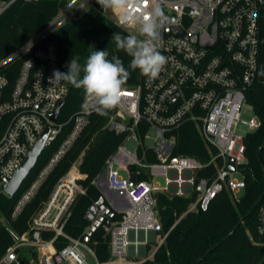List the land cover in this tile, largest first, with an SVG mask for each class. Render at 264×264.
I'll return each instance as SVG.
<instances>
[{"label": "built area", "instance_id": "built-area-1", "mask_svg": "<svg viewBox=\"0 0 264 264\" xmlns=\"http://www.w3.org/2000/svg\"><path fill=\"white\" fill-rule=\"evenodd\" d=\"M35 1L38 0H0V18L19 2ZM62 1L63 7L43 30L0 60V195H6L4 180L13 178L48 125L51 131L44 150L67 124L72 125L59 148L21 194L13 210L14 219L97 113L94 102L85 95L69 121L50 119L69 95L63 83H49L53 72L59 70L58 46L52 36L87 10L88 4L93 7L98 3ZM156 3L168 17L160 29L159 41V51L167 63L157 78L144 76L135 87H123L119 104L108 111L105 128L122 136V142L91 181L99 196L86 209L87 227L78 237L65 231L71 205L87 192L82 184L87 177L79 169L81 156L34 216L31 232L17 238L0 258V264H20L18 250L31 254V264H90L88 257L94 264H142L146 259L139 258L145 257L150 242L155 246L148 259L168 236L162 233L159 194L194 198L180 219L187 213L206 211L223 191L229 192L233 200H240L247 186L245 138L262 126L248 94L256 84L264 88V0ZM144 7L151 9L152 0H147ZM102 10L111 13V19L120 27L136 31L133 26L122 25L111 10ZM18 59L23 61L10 88L7 73ZM189 123L196 126L209 149L206 161L174 154L180 131ZM131 142L132 150L128 148ZM230 160L234 171L228 168ZM210 169L212 174L199 176ZM143 174L146 178L139 179ZM157 177L164 178V186L156 181ZM256 206L258 242L264 244V194ZM99 231L108 239L110 257L106 261L99 260L92 246ZM45 232H53L54 237L44 239ZM58 239L66 243L61 249L56 247Z\"/></svg>", "mask_w": 264, "mask_h": 264}, {"label": "trees", "instance_id": "trees-1", "mask_svg": "<svg viewBox=\"0 0 264 264\" xmlns=\"http://www.w3.org/2000/svg\"><path fill=\"white\" fill-rule=\"evenodd\" d=\"M62 0H38L35 2H19L0 18V60L10 55L26 41L43 30L63 7ZM103 8L95 6L77 15L70 22L60 27L52 39L56 41L59 52V71H68L70 60L80 57L83 65L89 54L95 50H106L109 59L113 55L119 57L130 77L124 87H135L144 75L139 69L129 68L131 57L116 49L112 39L114 33L126 36L131 31L120 27ZM264 61V55H263ZM23 59H18L10 67L7 75L10 88L17 78V72ZM69 95L60 112L58 122L63 123L79 110L86 95L83 89H76L70 84ZM248 101L254 106L255 113L262 122L260 129L249 133L245 138L247 146V164L245 169L247 186L239 201L231 198L229 192H221L209 205L206 211L187 213L194 201L193 197L157 196L158 210L162 222V233H168L164 244L155 252L153 258L142 264H264V244L258 242L256 210L257 202L264 194V88L259 84L249 91ZM107 115L94 114L91 124L83 131L73 148L59 162L49 175L37 194L24 207L17 218H12L14 207L21 194L29 187L39 171L47 164L61 145L72 125L67 124L56 141L43 150L35 168L31 171L20 190L13 198L0 195V258L12 247L17 238L31 232V222L36 213L49 199L57 182L71 166L82 156L80 172L86 175L82 181L87 189L85 195L78 196L71 205V216L65 231L72 237L80 236L88 225L85 212L90 203L99 196V191L91 185V181L102 172L106 159L122 142L117 136L105 128ZM175 155H186L206 161L210 157L209 149L202 140L194 124H186L180 131L179 146ZM213 173V169L201 172L200 177ZM146 175L139 179H145ZM2 218L6 222L2 221ZM241 220H243L242 223ZM54 237L53 232L43 233L44 239ZM95 249L100 261L110 257L108 239L99 231L94 238ZM63 239L56 241V247L65 246ZM19 257L26 264H31V254L18 250ZM35 255V254H32Z\"/></svg>", "mask_w": 264, "mask_h": 264}, {"label": "clouds", "instance_id": "clouds-1", "mask_svg": "<svg viewBox=\"0 0 264 264\" xmlns=\"http://www.w3.org/2000/svg\"><path fill=\"white\" fill-rule=\"evenodd\" d=\"M104 10L114 12L122 25L136 28L134 33L122 36L114 33L116 49L130 56L129 68L139 69L141 74L155 79L164 70L167 58L159 51L160 29L167 22L162 8L152 0L151 9H145L147 0H97ZM106 50H95L82 65L80 57L72 58L67 72L55 70L49 83L63 81L76 89H83L94 102L99 115H107L121 99L123 87L130 77L122 60ZM264 232V229H261Z\"/></svg>", "mask_w": 264, "mask_h": 264}, {"label": "water", "instance_id": "water-1", "mask_svg": "<svg viewBox=\"0 0 264 264\" xmlns=\"http://www.w3.org/2000/svg\"><path fill=\"white\" fill-rule=\"evenodd\" d=\"M64 103L65 100H62L57 106L56 110L51 114L50 119L52 122H57L58 116L60 114L62 107L64 106ZM50 131H51V127L48 125L45 128V131L40 136L36 145L30 150L27 158L25 159L21 167L15 172L13 178L10 180H4L3 183L4 193L9 198H13L16 195V193L20 190L25 180L30 175L31 171L35 168L37 161L44 150L45 142L49 136ZM228 168L230 171L235 170V165L233 164L232 160L229 161ZM246 171L252 175L251 170L246 169ZM242 222L243 220H241L240 223ZM20 264H26V263L24 260H21Z\"/></svg>", "mask_w": 264, "mask_h": 264}, {"label": "rangeland", "instance_id": "rangeland-1", "mask_svg": "<svg viewBox=\"0 0 264 264\" xmlns=\"http://www.w3.org/2000/svg\"><path fill=\"white\" fill-rule=\"evenodd\" d=\"M92 7V4H88L87 6H86V9H90ZM111 13L109 14L108 13V16L111 18ZM248 118H250V115H248L247 116ZM245 128H241V132H245ZM150 134L152 135V136H154V131H150ZM152 142L150 141V142H148V144H151ZM128 148L129 149H134V143L133 142H131V143H129L128 144ZM123 175H125L124 173H122ZM156 181L161 185V186H164L165 185V182H164V178L163 177H157L156 178ZM2 221L3 222H6V220L4 219V218H2ZM154 246H155V244L154 243H151L150 242V244L147 246V248H146V255H145V257H141V258H139V259H146V260H149L148 259V257L151 255V253L153 252V249H154ZM36 256V255H35ZM36 259H37V256L35 257ZM145 260V261H146ZM151 260V259H150ZM88 261H89V263L90 264H94V261L90 258V257H88Z\"/></svg>", "mask_w": 264, "mask_h": 264}]
</instances>
